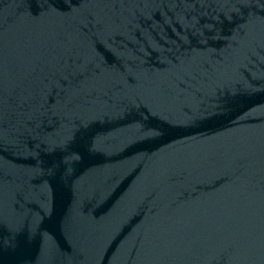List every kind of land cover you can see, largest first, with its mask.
<instances>
[{
    "label": "water",
    "instance_id": "95a60500",
    "mask_svg": "<svg viewBox=\"0 0 264 264\" xmlns=\"http://www.w3.org/2000/svg\"><path fill=\"white\" fill-rule=\"evenodd\" d=\"M0 47V264H264V0H0Z\"/></svg>",
    "mask_w": 264,
    "mask_h": 264
},
{
    "label": "snow or ice",
    "instance_id": "6c2138e0",
    "mask_svg": "<svg viewBox=\"0 0 264 264\" xmlns=\"http://www.w3.org/2000/svg\"><path fill=\"white\" fill-rule=\"evenodd\" d=\"M55 14V13H53ZM3 69H4V53L2 47H0V83H2V76H3ZM57 147H62V148H68V145H57ZM68 151H71L70 148H68ZM4 227V222L0 220V229ZM20 227L19 224L17 223H12L9 225V228L12 230H16Z\"/></svg>",
    "mask_w": 264,
    "mask_h": 264
}]
</instances>
